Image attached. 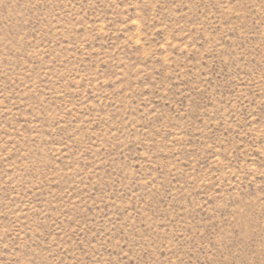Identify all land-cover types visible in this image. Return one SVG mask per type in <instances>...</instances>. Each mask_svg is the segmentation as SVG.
Here are the masks:
<instances>
[{
	"label": "rangeland",
	"instance_id": "1",
	"mask_svg": "<svg viewBox=\"0 0 264 264\" xmlns=\"http://www.w3.org/2000/svg\"><path fill=\"white\" fill-rule=\"evenodd\" d=\"M0 264H264V0H0Z\"/></svg>",
	"mask_w": 264,
	"mask_h": 264
}]
</instances>
